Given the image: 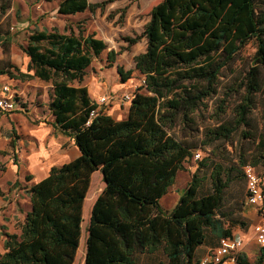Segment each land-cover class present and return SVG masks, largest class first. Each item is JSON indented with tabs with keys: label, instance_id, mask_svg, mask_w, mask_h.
<instances>
[{
	"label": "trees",
	"instance_id": "16d2710c",
	"mask_svg": "<svg viewBox=\"0 0 264 264\" xmlns=\"http://www.w3.org/2000/svg\"><path fill=\"white\" fill-rule=\"evenodd\" d=\"M105 2L60 0L57 13L93 12ZM85 31L83 25L76 32L35 30L22 46L32 73L19 72L20 77L50 82L52 123L73 138L80 155L52 166L46 176L25 187L31 209L19 233L2 232L0 264H72L83 201L97 169L105 186L90 210L84 264H142L148 255L155 264H198L199 246L215 245L233 236L234 226L246 224L241 213L246 194L241 206L225 204L226 190L244 175L243 166L261 167L259 175L264 177V108L259 121L253 116L259 99L264 101V0L155 4L142 33L125 37L127 46L146 38L145 50L134 56V69L145 77V86L134 92L126 116L119 120L101 109L90 115L97 105L81 82L92 59L107 45ZM251 40L255 50L235 89L239 100L234 118L204 126L203 140L178 137L171 131L178 122L199 132L194 112L216 93L222 69ZM115 56L110 50L106 59L112 64ZM117 72L126 81L132 69L119 66ZM241 126L250 147H237L235 160L211 149L196 161L176 204L162 208L161 197L194 151L215 140L227 142ZM239 260L250 264L242 253ZM262 260L258 257L255 264Z\"/></svg>",
	"mask_w": 264,
	"mask_h": 264
},
{
	"label": "rangeland",
	"instance_id": "374dc122",
	"mask_svg": "<svg viewBox=\"0 0 264 264\" xmlns=\"http://www.w3.org/2000/svg\"><path fill=\"white\" fill-rule=\"evenodd\" d=\"M59 1L0 0V86L10 84L19 92L17 97L21 101V105L14 110H0V187L7 189V191H3L6 197L20 195L24 198L25 187L30 184L33 177V173L27 170L29 158L42 147L41 141H38L37 129L41 125H47L51 129L53 128V132H55L52 126L53 117L47 105V85L50 82H40L35 77L23 79L19 75V72L32 73V71H28L29 58L22 50V46L27 42V36L35 30H50L52 27H56L60 31L73 29L76 32L77 26L91 27L104 17L122 24L129 11L136 10L133 6L135 4L140 6L142 13L138 20L137 17L133 16L131 21L134 23L137 20L139 23L143 19L149 18L150 8L147 5L152 0H90L98 3L106 2L103 7H99L93 12L87 10L73 16L57 13ZM120 37L113 36V40L105 38L109 43H115L118 53L122 55L115 56V61L110 64L106 59L107 51L104 50L98 57L92 59L91 64L86 69V76L88 79L89 77L93 79V77L99 76L102 78L101 80L110 83V85H117L115 90L118 93L135 92L139 87L142 75L134 69L132 59L129 57L130 52H124V46L122 45H127L126 36ZM254 50L255 42L251 40L237 53L233 62L222 69L216 93L205 98L193 114L197 125H199V132L191 131L182 122H178L171 131L175 132L178 137L200 141L203 140L202 130L204 126H214L217 124V120H232L235 104L239 100V92H236L235 89L242 80L245 70L251 64ZM10 65L16 66L17 69L10 67ZM119 66L123 70L132 69L131 76L126 81L120 79L117 72ZM140 90L143 91V89ZM116 100L115 104L123 103L120 97ZM263 108L264 101L259 99L257 107L253 111L256 121H259ZM243 129L244 127L241 126L227 142L215 140L210 147L195 150L194 154L198 152L199 157L195 159L193 154V157L184 163V168L179 171L175 183L171 187L170 194L165 197V201L171 203V195L175 196L177 191H182L191 176V172L194 170L196 161L211 149L215 148L220 155L226 157V160H235L237 147L242 144L250 147L251 144L242 137ZM43 142L48 149L49 156L51 151L48 142L47 140ZM221 158L223 159V157ZM254 170L258 174L262 172L261 167H254ZM26 175H30L31 179L26 180ZM225 194L227 208L241 206L242 199L246 194L244 175L241 174L240 179L232 183ZM84 223L82 227H85ZM81 230L82 234L86 233L85 228H81ZM81 240L82 237L80 238V244ZM84 255L85 252L83 257L81 253L79 256L76 253L73 264H83ZM142 262V264H155L153 257L150 255L142 257Z\"/></svg>",
	"mask_w": 264,
	"mask_h": 264
},
{
	"label": "crops",
	"instance_id": "0c3cea01",
	"mask_svg": "<svg viewBox=\"0 0 264 264\" xmlns=\"http://www.w3.org/2000/svg\"><path fill=\"white\" fill-rule=\"evenodd\" d=\"M159 1L152 0L149 3V5H147V7L150 8L151 10V8L155 4H157ZM89 2L91 1L89 0ZM133 6H135L136 12L130 10L129 13L125 16L122 24L115 23V20H108L106 19V17H104L103 19H99V21L93 24L91 27L86 26L85 33L86 34L94 33L95 37L101 38L105 41L107 45L105 50L107 52L110 50H114L116 52V56H120L121 53L120 54L118 53L117 46L115 45V43L114 44L109 43L106 40V38L113 40V36H117V38H121L120 36L133 37L135 36V34H141L144 29V25L149 19V18H145L141 22L138 23L137 20L139 19L138 17L142 13L141 12L142 9H140V6H138V4H135ZM84 12L85 11L80 12V13H84ZM70 16H73V15H70ZM133 16L137 17V20L134 23L131 21V18ZM122 40L124 39L122 38ZM122 46H124V52H127V51L130 52L129 57H131L132 63L134 65V56L139 54L140 52H143L146 48V38L143 36L137 42L133 43L132 45L127 46L126 44H123ZM117 60H118V57H117ZM101 79L102 78H100L99 76L96 78L93 77V79L89 77L88 79V77L85 75L83 81L81 82V85H84L87 87L89 95L92 100L96 99V97H99V96H106L108 98L107 103L100 107L101 110L110 114L116 120L124 118L128 110L129 102L115 104V101H117L116 98H118L117 96H121L124 93L123 92L118 93V91L115 90L117 88V85H110V83L104 80H101ZM41 81L42 80H40V82ZM43 82L45 83V81ZM75 84L77 83L75 82ZM50 86L51 84L47 85L48 87L47 93L49 91ZM52 126L54 127L55 132H53V128L51 129V127L47 125H41L39 129H37L38 141H41L42 147H40L39 150H37L35 154L29 158V165L27 166V170L33 173V177L31 179L30 184L37 182L40 179H42L44 176H46L52 166L61 165L63 163L69 162L80 155V150L74 143L73 138L64 134L59 128H56L53 125V123H52ZM44 140H47L48 145H49V150L51 151V154H49V156H48V149L46 148V145L43 142ZM195 169H196V164L194 166V170ZM194 170L191 172V174L194 172ZM172 185L169 187L167 193L163 195L160 199V205L162 206V208L171 209L176 204L178 197L180 193L182 192L180 190V191H177L175 196L171 195V198H170L171 203H167L165 201V197L168 194H170ZM104 186H105V183L102 180V174H101L100 169L92 171L91 176H90L89 187H88L86 196L83 201V206H82L81 228H85V230L89 222V217H90L89 210H91V207H92V204L95 198L104 188ZM263 186H264V177H263ZM0 189L1 191H7V189L5 190L4 187H0ZM21 197L22 196L20 195L6 197L4 194L0 196V252L5 251L4 235L2 232L19 233L20 232L19 226L23 222L26 213L31 209V203H30V199L28 195L24 193V198L23 197L21 198ZM21 205L22 206L24 205V206L22 207ZM241 213H242V216L245 218L246 224L243 227L239 225H236L233 227V235H239L243 242V245L241 247V253L246 256L250 264H255L257 258L263 256L262 264H264V247L260 246L255 240L254 230H253L254 225L260 219L259 208L257 206L249 205L245 201V204L243 205V209ZM83 223L85 224V227H82ZM86 234H87V231L86 233L82 234V230H81L80 238L82 237V240H81V244L79 240L80 246H78L76 250V253L78 254V256L81 253L83 257V253L85 252ZM216 245L217 244L215 245L203 244L199 246L196 250L197 259L199 260L202 259ZM79 249H80V253L77 252ZM76 253H75V256H76Z\"/></svg>",
	"mask_w": 264,
	"mask_h": 264
},
{
	"label": "built area",
	"instance_id": "2783aa9c",
	"mask_svg": "<svg viewBox=\"0 0 264 264\" xmlns=\"http://www.w3.org/2000/svg\"><path fill=\"white\" fill-rule=\"evenodd\" d=\"M139 86H145V77L142 75ZM19 92L10 84L0 86V110L11 111L21 105L20 99L17 97ZM134 92H127L121 96L122 102H130ZM94 101V100H93ZM108 98L99 96L94 101L97 107L90 112L93 116L97 113L100 107L106 104ZM195 159L199 157V153L194 154ZM243 172L246 180V203L257 206L260 211V219L254 225V237L260 246L264 247V186L263 178L254 170L251 165L243 166ZM242 239L239 235L231 237H222L217 245L212 248L206 256L200 259L198 264H242L239 260L241 254Z\"/></svg>",
	"mask_w": 264,
	"mask_h": 264
}]
</instances>
